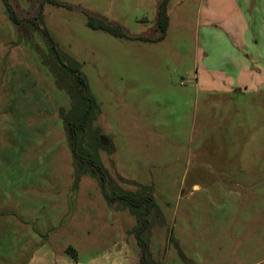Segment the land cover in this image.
<instances>
[{
    "label": "rangeland",
    "instance_id": "374dc122",
    "mask_svg": "<svg viewBox=\"0 0 264 264\" xmlns=\"http://www.w3.org/2000/svg\"><path fill=\"white\" fill-rule=\"evenodd\" d=\"M8 1L0 264H264V0Z\"/></svg>",
    "mask_w": 264,
    "mask_h": 264
},
{
    "label": "trees",
    "instance_id": "16d2710c",
    "mask_svg": "<svg viewBox=\"0 0 264 264\" xmlns=\"http://www.w3.org/2000/svg\"><path fill=\"white\" fill-rule=\"evenodd\" d=\"M7 11L9 12V16L11 18V20L13 22H18L17 18L15 17V14H14V11L12 9V6L9 4V1L8 0H2ZM32 24L38 26L37 22L35 20L32 21ZM78 83L80 85H83V81L78 78L77 79ZM76 115L77 116H74L73 118L76 119V121L73 122V120H69L67 119L65 122H66V130L68 131L69 133V137H70V148H71V151L73 153V156L76 160H81L84 162V159H82L81 157H79L78 153H77V132L79 130H82L85 125L87 124V120H88V116L89 114L87 112H83V111H77L76 112ZM88 155L90 156V154L88 153ZM91 164H94L92 161L90 162ZM82 164V163H81ZM93 171H97V168L94 167V170ZM132 203H134L135 205H137V207H140L142 203H145L147 202L148 203V209L151 207L150 204H149V200L147 199V197H141L137 200H134L132 201ZM145 215V214H144ZM146 221H142V224L140 227H138L134 233L135 237H136V241H137V244L138 246L140 247L141 249V264H148L147 263V251H146V247H145V244H144V241L142 239V233L146 230ZM68 251H70L71 253H74L73 249L72 248H68Z\"/></svg>",
    "mask_w": 264,
    "mask_h": 264
},
{
    "label": "water",
    "instance_id": "95a60500",
    "mask_svg": "<svg viewBox=\"0 0 264 264\" xmlns=\"http://www.w3.org/2000/svg\"><path fill=\"white\" fill-rule=\"evenodd\" d=\"M102 141H103V144H104V145H106V144H107V141H105L104 139H102Z\"/></svg>",
    "mask_w": 264,
    "mask_h": 264
}]
</instances>
